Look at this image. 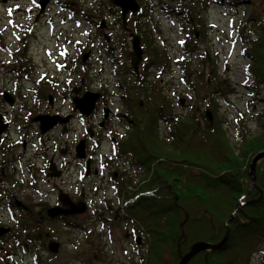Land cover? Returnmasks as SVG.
Wrapping results in <instances>:
<instances>
[{"label":"rangeland","instance_id":"374dc122","mask_svg":"<svg viewBox=\"0 0 264 264\" xmlns=\"http://www.w3.org/2000/svg\"><path fill=\"white\" fill-rule=\"evenodd\" d=\"M56 1L61 3L68 2V0ZM71 1H74L75 4H72V7H77L79 10L76 12L78 18L83 13L91 16L89 21L92 26L82 22V20L80 21V19L77 21L74 18L69 19V12L61 13L57 19L61 24L63 22L61 20L66 19L67 23L64 32L67 33L68 37L70 34L76 38L77 43H79L82 60L84 55L89 54L85 63L81 60V76L85 86L88 90H95L100 86V90L106 94L111 102L110 108L114 112H118V110L123 112V103L119 95L125 92L126 89H122L123 91L117 89L115 83L122 77L114 75V70H117V67H121L123 69L122 72L126 71V69H129V71L131 69L128 61L132 52L130 44L131 33L114 26V16L111 14H117L116 9L118 8L113 5L112 0ZM240 1L238 0L236 4L234 0H194L193 2L192 0L142 1L148 10L151 9L148 14L151 21L149 29L153 46L159 50L166 49L171 57L169 60L170 66H151L147 70H143L142 66H145L149 61L152 52L150 51L151 49L145 46L147 43L142 42L144 59L138 80L146 77V84H144L148 87L146 89L155 88L157 104L162 98L159 95L162 94L164 98L171 102L173 113L188 115L190 113V105L194 104L191 99L193 94L187 85L189 81L186 79L182 81V72L175 68L178 62L174 63L172 59L179 58L180 54L185 55V48L193 47L195 52L191 56L185 55L188 62H190L189 65L192 66L190 69L191 80H195L194 76L197 73H203L205 80L209 81L210 84L204 87L200 94L201 99L195 104L198 105V109H201L199 111L204 112V114L206 111H211L207 106L212 101V92L217 88L216 83L212 82V79L217 78L221 81L219 92L224 93L223 95L225 96L222 97L219 93L214 96L217 106V117L228 131V137L232 145L237 144L238 131L244 133L249 130L252 134H255L257 132V118L264 113V102L259 100L262 95H259L258 91L253 88L254 84L248 72L249 61L243 56L246 46L242 43L244 38L253 37L255 33L254 22L259 17L262 18L264 14V0ZM11 2L12 0H2L0 5V27L3 25L8 27L6 32L0 34V44L3 45H10L13 41L10 33L11 23L8 21L9 12L5 11L6 4H11ZM162 4L176 9L175 12L182 10L186 13L187 19H184L185 16L183 15H176L175 12L167 17L165 11L160 8ZM26 6L27 2L22 8ZM51 6V15H57L60 11L55 7V4ZM160 9L163 11H160ZM190 19L193 20L194 25L190 23ZM247 19L252 22L247 23ZM81 22V27H79L78 23ZM101 22H104L106 27L110 28L108 34L107 30L99 28ZM60 23L59 25H61ZM189 27H191L192 31H197L199 34L193 44L184 48L183 44L185 43L182 44L184 36L179 35V30L181 31L182 28H185L184 32H186ZM155 30L157 33L154 32ZM240 32L243 35L241 37ZM104 33L111 38L112 46L110 48L113 47V54L116 57L115 61H118L116 67L109 63L107 59L109 56L105 52V48L108 49V47H105L104 44ZM40 36L44 41L41 44L34 42V46L30 48L29 52V56L32 57L29 61L33 59L34 73L50 69L52 67L51 63L56 58V55L52 54L50 50L52 55L48 56L49 62L47 61L44 56L45 43H48L51 48L53 47L45 38L44 32ZM122 40L125 42V46L121 48ZM70 46L72 47L71 44H67L65 49L60 50V54L73 55V49ZM5 55L0 49V56L5 57ZM204 57L209 62L205 61V63L204 59L202 60ZM185 61L182 60L184 63ZM58 63L62 66L61 61H58ZM70 66L71 70H73L75 65ZM125 78L129 79V76L126 75ZM130 83V86H135L136 88L131 89L134 97L131 99L130 96L127 97L132 102L138 99L144 101L145 98H142V96L145 88L142 91H138L137 83H134L133 78ZM180 99L184 100L183 106H180ZM130 100L126 102L128 108L132 103L129 104ZM213 119L215 121L214 115ZM128 124L126 122L116 126L118 138L120 137L121 139L119 141H124L128 138L129 131H131V128L127 126ZM113 129L116 130L114 125ZM114 134L116 136L115 131ZM100 144L105 148L108 146V142L105 141ZM108 148L106 149L107 152H109ZM116 159L111 162L113 169H118V164L121 165L123 162L121 158L118 161ZM127 168L131 170L129 176L138 181V176L140 175L138 168L133 172L130 164L127 165ZM110 180L111 178L108 179L106 174L103 179L97 181L98 190L95 191L94 188V191L100 196H106L108 198L107 203L118 208L123 203L124 191L121 194L122 201L118 200L110 188L112 183ZM48 186L45 184L41 186L40 190L42 194H48L45 201H42L32 191V188L29 190L33 200L28 204L35 209L36 213L50 207L56 199L57 193L54 189L52 190V187ZM6 199V195L0 191V207H6ZM122 214L123 210L120 212V215ZM121 221L120 223L103 224L96 217H92L91 214H86L73 219L70 225L57 222L53 225L40 226L38 223L30 221L26 212H17V218L12 221L6 210L0 211V224L13 230V234L0 238V264H143L142 260L146 255L147 248L145 236L142 234V239L140 240L142 245L137 247L138 243L135 242L136 239L134 237L141 238V233L140 235L132 233L130 231V223ZM49 239H55L62 244L58 254H51L48 251L47 244ZM26 242L28 246L25 251L23 244ZM9 251L11 254H9ZM251 264H264V250L254 255Z\"/></svg>","mask_w":264,"mask_h":264},{"label":"trees","instance_id":"16d2710c","mask_svg":"<svg viewBox=\"0 0 264 264\" xmlns=\"http://www.w3.org/2000/svg\"><path fill=\"white\" fill-rule=\"evenodd\" d=\"M137 1L141 14L128 16V29L123 28L118 9L117 14L113 13L114 26L140 36L151 49V57L143 70L151 66H170V53L153 46L150 9L143 4L145 0ZM254 27L253 37L242 40L246 46L243 56L249 61L253 88L262 95L259 100L264 102V14L255 20ZM186 38L187 46H190L196 40L195 33L188 30ZM123 46L122 40L121 48ZM194 51L193 47L185 48L188 56ZM205 58L202 60L209 62ZM185 60V63L178 62V68L184 80L189 81L186 83L195 104L201 99V91L210 84L203 73H197L192 81V66ZM213 81L217 88L207 106L215 116L213 125L204 112L199 111L197 104L190 105L188 115L173 113L171 102L162 94L157 104L155 88L146 89L148 87L144 85L146 77L138 80L146 89L142 96L144 101L132 102L134 93L131 89L136 87L126 84L129 104L132 102L127 116L131 131L126 140L115 145L114 151L117 158H131L143 179L136 181L130 177L117 179L115 183L121 187L120 195L125 186L137 188L131 194L123 195L127 200L137 198L127 207V214L135 231L143 234L147 241L143 264H178L181 255L193 244L221 242L226 234V222L238 205V212L229 223L230 235L226 244L220 249L199 253L188 264H251L254 255L264 250V159L256 166V187L242 200L251 184V162L255 156L264 153V113L257 118V132L238 131L237 144L232 145L228 131L217 117L214 96L218 93L225 96L219 92L221 81L217 78Z\"/></svg>","mask_w":264,"mask_h":264},{"label":"flooded vegetation","instance_id":"af4514ba","mask_svg":"<svg viewBox=\"0 0 264 264\" xmlns=\"http://www.w3.org/2000/svg\"><path fill=\"white\" fill-rule=\"evenodd\" d=\"M26 2L27 6L22 8ZM1 4L2 0H0ZM53 4L60 11L57 15H51L50 8ZM72 4L74 1L71 0L63 3L49 0L44 9L41 7V0H12L11 4H6L5 11L9 12L8 21L11 23L10 33L13 41L10 45L0 44V49L6 54L5 57L0 56V126L5 127L0 135V191L7 197L6 207H0V211L6 210L12 221L17 218V212H26L28 219L40 226L53 225L57 222L70 225L76 217L91 214L103 224L120 223L121 220L128 222L130 231L137 233L134 231L135 225L127 214V207L135 200H127L123 195V203L115 208L107 203L106 196H100L95 192L98 190L97 181L107 174L108 179L111 178L110 181L113 183L110 186L113 194L122 201L119 193L121 187L115 183V180L130 178L131 170L127 165L130 164L132 172L138 167L131 158L127 157L121 158L123 162L119 161L121 165L118 164V169H113L111 166V162L117 158L114 147L121 140L120 137L118 138L116 126L129 120L127 116L130 111L126 104L129 98L126 95L127 91L119 96L123 103V113H115L109 106L111 102L108 97L100 90V86L95 90L86 88L81 76L82 55L79 43L75 37L70 34L68 37L64 32L66 19L61 20L62 24L57 20L67 9L71 11L69 19L74 18L75 21L80 19L76 14L79 10L77 7H72ZM180 15L187 19L186 13L180 12ZM190 23L194 25L192 19ZM7 30L8 27L3 25L0 27V34ZM109 30L110 28L107 29V34ZM42 32L53 47L45 43L44 56L48 62V56L54 54L56 58L51 63L50 69L34 73L33 59L29 61L32 58L29 52L34 42L41 44L44 41L40 36ZM104 36V44L109 48L107 53L111 59L114 56L113 47L110 48L112 41L106 33ZM67 44L72 45L70 47L73 49V55L60 54V50L65 49ZM58 61H61L62 66ZM66 64L75 65L74 69L71 70V66ZM126 75L129 76L130 81L133 78L134 83L140 77V73L134 75L129 72ZM119 88L121 91L126 89L121 85ZM139 90H143V85L140 83ZM86 93L101 94L93 112L89 115L83 114L75 103ZM5 94L10 96L12 104L5 99ZM50 117L59 118L60 121L43 134L42 120ZM113 125L116 130L113 129ZM102 141L108 142L109 152L106 150L107 147H102L100 144ZM81 143H84L85 148L84 159L77 153ZM118 160L119 157L116 161ZM138 177L139 180L143 179L140 175ZM45 184L55 190L56 199L50 207L36 213L28 204L33 200L29 190L32 188V191L45 201L48 194H42L40 191L41 186ZM123 188L126 194L137 190L133 185ZM18 191L21 193L20 197ZM83 208L84 212H79ZM52 210L55 212L71 210L74 213L51 216ZM121 210H123L122 215H120ZM9 234H13V230ZM6 235L8 234L0 238ZM134 238L136 239L137 236ZM138 239L135 242L138 243L137 247H140L142 242H138ZM51 241L59 244L60 252L62 244L55 239H49L48 251L50 252L48 246ZM23 245L26 251L28 243Z\"/></svg>","mask_w":264,"mask_h":264},{"label":"water","instance_id":"95a60500","mask_svg":"<svg viewBox=\"0 0 264 264\" xmlns=\"http://www.w3.org/2000/svg\"><path fill=\"white\" fill-rule=\"evenodd\" d=\"M49 0H41V7L44 9L47 6ZM115 6H117L120 11H121V19L123 22V26L127 28L128 22H127V16L131 13L133 15H139L140 13V6L137 2V0H113L112 1ZM101 28L105 29L106 25L104 22L101 23ZM196 36L198 37V33L196 32ZM131 46H132V53L130 55V63L133 71L138 74L139 73V68L140 65L143 62L144 58V50L142 48V43L141 39L139 36L135 34H131ZM89 54L84 55L83 57V62L85 63ZM100 94H94V93H86L82 98L77 100L75 103L77 105V108L80 109V111L85 114L89 115L93 112L95 105L97 101L100 99ZM5 99L9 103H13L11 100L10 96L8 94H5ZM181 105H184V100H181ZM206 117L210 121V124L213 125L214 119H213V114L211 111H206L205 112ZM107 117V114H106ZM60 121L59 118L56 117H50L45 120H42V133L45 134L48 130L52 129L58 122ZM5 129L4 126H0V135ZM78 156L81 157L82 159L85 158V148H84V143H81L79 148L77 149ZM264 159V153H260L257 156H255L251 162V168H250V178H251V184L250 187L247 191V193L244 196V199L247 198L252 190L256 187L257 184V179H256V166L260 162V160ZM18 206H21L20 203L16 202ZM240 205L236 208L230 219L226 222L227 230L225 237L223 240L217 244H209V243H204V242H197L193 244L190 248V250L181 255L180 262L178 264H188L195 256H197L201 252L205 251H211V250H217L220 249L223 245L226 244L229 235H230V227L229 223L232 220V218L237 214L238 209ZM79 212H84V208L79 211ZM73 214L74 211H64L61 210L59 212H55V210L50 211L51 216H55L57 214ZM188 215L186 216V219L184 223L187 221ZM11 232L10 228H0V236H3L7 233ZM138 242H140V239H138ZM49 250L53 254H57L59 252V244L57 242L51 241L49 243Z\"/></svg>","mask_w":264,"mask_h":264}]
</instances>
